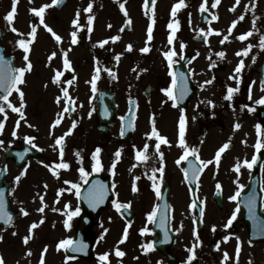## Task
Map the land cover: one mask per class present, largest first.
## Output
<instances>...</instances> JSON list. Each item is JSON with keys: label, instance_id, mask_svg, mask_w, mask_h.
<instances>
[{"label": "flooded vegetation", "instance_id": "flooded-vegetation-1", "mask_svg": "<svg viewBox=\"0 0 264 264\" xmlns=\"http://www.w3.org/2000/svg\"><path fill=\"white\" fill-rule=\"evenodd\" d=\"M89 2L90 0H61V3L46 9L45 22L62 37L59 44L42 25H39V18L30 11L31 8L40 7L45 3L51 4V0H31V2L18 0L17 14L14 17L13 26L25 34L31 30L32 24H36L37 36L30 52L33 68L25 75L26 83L21 85L26 102L23 109L24 119H20L19 114L13 113L6 107L7 119L0 133V141H3L0 144V173L7 168L8 179L14 183L15 177L21 171H25L26 174L20 178V183L31 180L26 184L27 187L37 188L38 197L43 195L47 205L44 212L48 213V216L43 223H37L33 240L35 253L30 258L29 264H39L43 248L38 246L42 247L48 243L49 235L54 229L57 227L68 229L63 224L66 219L63 211L53 210L64 209L66 203H62V200H67L71 210H75L77 206L81 209L80 214L71 221V230H76L85 210L80 195H76L75 189L71 192L65 191L59 197L58 190L71 187L70 184L64 183L67 180L80 184L81 193L88 180L94 176L109 178L114 193L111 194L108 205L100 211L97 222L87 231L95 241L93 260L75 258L68 260L67 264H100L99 255L104 252L110 253V264H158V262L184 264L189 255L187 249L196 243L193 236L194 228L200 237V243L195 247V259L192 264H249V261L251 264H264V235H261L260 231L264 226V149L256 153L254 148L257 140L255 127L257 124L261 125L262 139H264V103H256L257 100L264 98V87H262L264 49L259 47L260 36L264 35V0H240L239 5H236L235 0H220L216 8L211 7L214 0H208L207 11H201L199 7L204 0H185L186 7L178 11L175 17L180 22V28L172 45L167 42L170 33L167 24L173 19L171 7L178 0H157L153 39L148 42L150 48L148 53L139 51L145 46L147 25L151 15L150 11L149 15H145L144 0H91L94 16L91 33L86 29L88 13L83 12ZM11 3L12 0H0V55L10 61L13 67H21L24 64L23 50L15 43L20 37L10 30L3 19L11 10ZM120 3L125 4L128 17H125L121 11ZM252 3H255V8L251 7ZM245 5L249 7L246 9ZM78 9L81 11L80 23L85 27L78 33V43L71 45L70 33L75 30L71 21L75 18ZM212 15H217L218 19L211 20ZM241 15H244V19L239 21ZM128 18L132 21L130 25L126 24ZM233 20H238V23L229 35L227 29ZM109 24L111 28L108 27ZM209 27L218 30L220 34L209 35L206 44L203 35L199 34V29L204 28L207 31ZM121 28H124V31H120ZM250 30L253 32L252 36L243 41L238 39L241 34ZM113 35H119L121 39L115 42L109 41L103 48L98 46V41ZM224 35H229V39L221 44ZM181 42L186 45L184 49L180 48ZM129 43L133 45V50L130 52L126 49ZM249 44L252 48L248 56L236 55ZM69 48L71 50L68 51V57L72 70L64 71L61 79L68 80L75 77V80L71 85L58 86L52 83L51 78L54 70H63L61 53ZM172 49L177 55L173 57L174 63L170 70L163 53ZM53 51L57 55L49 62L48 56ZM220 51L225 52L223 58L215 55ZM197 52H199L198 56H196ZM118 53L123 55L119 61H116L114 57ZM240 60L244 61V68L239 74V84H237V81L230 77L235 75L234 69ZM211 61H215V66L210 68ZM97 66L101 68V73L96 91L93 92L87 81L91 79ZM107 68L112 69L115 78L105 71ZM170 71L177 74V85L174 89L177 96L184 78L189 89L183 99H178L176 106H173V102L161 91L171 85ZM180 73H183L184 77H181ZM213 77L215 79L211 84L200 87L204 81ZM61 87L68 88L70 96L75 101V110L65 113L61 124L51 129L50 125L57 113L63 109V100L60 104L55 102L56 97L62 95ZM228 87L238 88L231 101L225 99ZM2 94L0 90V95ZM105 98L106 101L102 103L101 100ZM9 100L19 106L17 93L13 92ZM207 101H213L214 106ZM114 104L116 114L112 117L109 126L103 125L100 117L101 109L107 106L113 108ZM181 109L186 116V142L190 147L199 149L201 159H212L218 148L229 142L231 138L230 147L221 154L219 165H209L200 174L198 180L190 178L191 171H189V179H185L183 169L188 167V161H182L180 165L175 163L183 151L177 143ZM133 113L135 115L132 120L133 127L129 128L127 125L121 135L123 116ZM3 119L4 114H0V120ZM18 119L20 124L16 127ZM130 119L128 118L127 122ZM153 119L159 133L170 142L169 145H161L165 171L162 181H159L160 197L156 196L151 187L152 181L148 179L152 168L160 167V160L155 153V138L149 139L145 135L151 131ZM73 120L77 122L76 127L65 137L64 142L63 159L70 167L67 170H58L57 177L45 165L60 162L59 146H55L54 141L56 137L67 131ZM236 123H240L239 129H234ZM13 130L17 133L15 137L11 135ZM25 136L35 137L36 147L29 145L24 139ZM145 143L149 145L147 151L149 159L144 162L137 161L136 150L143 149ZM97 147L101 149L99 153L101 170L93 172L92 153ZM117 150L121 151V157L113 169L114 154ZM77 151L80 152L82 159L75 156ZM17 153H24V159H19ZM254 154L258 156L256 164L251 169L242 167L237 183L235 163L238 159L241 163L244 159L250 161ZM189 160L195 161V157L190 156ZM80 167L90 173L86 180L81 178L78 171ZM159 175L157 173L158 177ZM136 177L139 179L137 180ZM134 181L138 189L135 193L132 191ZM217 182L222 185L219 191L215 187ZM239 184L245 187L239 189L240 195L236 201H230L229 197L237 192ZM30 191L28 190V193ZM20 192L21 187L16 188L15 201L21 199L20 196L24 195L26 189L21 195ZM250 193L255 194L254 217L250 215L246 203ZM47 197L55 198V201H48ZM198 199L205 201L202 223L198 215V207H189L193 200ZM14 200L11 198L12 206L18 211L24 205ZM113 200L121 203L130 201L131 207L127 210L122 209L124 214L121 215L113 207ZM237 203L240 205L237 219L230 229H224L222 225L236 208ZM153 207L157 208V215L154 221H149L147 213ZM95 209L96 207L91 211ZM52 213H59L62 216L61 226L59 223L53 226ZM128 221H131V224L127 239L123 243H118ZM213 225H216L215 232L212 231ZM145 227L149 231L141 235L140 229ZM105 228L108 229L106 233H104ZM177 228L181 230L177 232ZM102 233L104 238L100 239ZM225 235L229 236L227 241L223 239ZM237 236L240 238L238 259ZM62 238H58V242ZM147 243H152L154 247L153 250L144 253L140 245ZM217 244L219 249L216 248ZM116 247L126 255L117 258ZM224 252L229 255L227 261L223 259ZM54 262L55 258L46 252L45 264H54ZM60 264H65V259Z\"/></svg>", "mask_w": 264, "mask_h": 264}, {"label": "snow or ice", "instance_id": "snow-or-ice-1", "mask_svg": "<svg viewBox=\"0 0 264 264\" xmlns=\"http://www.w3.org/2000/svg\"><path fill=\"white\" fill-rule=\"evenodd\" d=\"M30 2H31V0H30ZM156 2H157V0H144L143 6L146 10L145 15H149V11L151 12V15L149 16L150 22L147 25V40H146L145 46L139 49V51L141 53H148L150 51V48L148 47V42H150L153 39V25L155 24V5H156ZM207 2H208V0H204V2H202L200 4L199 7H200L201 11H207V8H206ZM235 2H236V5L240 4V0H235ZM59 3H61V0H51V4L45 3V4L41 5L40 7H33L30 9L31 13L35 17L39 18V25H42L43 28L48 33H50L52 35V37H54L55 41L58 44L62 41V37L60 35H58L45 22V12H46V9L50 8L52 5H57ZM219 3H220V0H214V2L211 4V7L216 8ZM17 4H18V0H12L11 10L6 13V15L3 17V19L7 22V25L10 27V30L13 33H16L20 37L19 39H17L15 41V43L19 49L23 50L22 59H23L24 64L21 67H13L11 65L10 61L6 60L3 55H0V90H2V93H3L2 95H0V114H4V119L0 120V133H2V131L5 127V121L7 119L6 107L11 109V111L13 113L19 114L20 119H24L25 113H24L23 109L26 106V102L24 99L25 93L22 91L21 85H24L26 83L25 75H26V73L31 72V70L33 68V64H32V61L30 59V52H31V45L34 43L36 36H37V25L32 24L31 30L27 34L20 32L15 26H13L14 17L17 14ZM119 7H120L121 11L123 12L124 16L128 17V12H127V9L125 8V4L120 3ZM185 7H186L185 0H178V2L174 3L171 7V17L173 19H171L170 22L167 24V28L170 30V33L167 37V42L169 45L173 44L176 33L180 28V22L177 19H175V17L177 16L178 11H180L181 9H183ZM248 7H249V5H245L246 9ZM251 7L255 8L256 7L255 3H252ZM92 10H93V3L90 0V2L87 4V7H85L83 9L84 13H88L87 24H86V29H87L88 33H91L93 31L94 16L92 15ZM232 10L233 11L235 10V5L233 6ZM80 16H81V11L78 9L76 11L75 18L71 21V24L73 25V27L75 29L70 33V36H71L70 44L71 45H76L78 43V33L85 27V25L80 23ZM217 19H218L217 15L211 16V20H217ZM243 19H244V15H241L238 18L239 21H242ZM238 20L231 21V25L227 29V32L229 35L233 31V29L236 27ZM131 23H132L131 19L128 18L126 20V24L130 25ZM108 27L111 28V24H109ZM120 31H124V28H121ZM213 33H215L217 35L220 34L218 30H215L211 27H209L207 29V31H205L204 28L199 29V34L203 35L204 42L206 44L208 43V36L212 35ZM229 35H224L223 39H221L220 43L224 44L226 41H228ZM252 35H253V32L250 30V31H247V32L241 34L238 37V39L243 41ZM120 39H121V37L119 35H113L107 39L100 40L97 43H98L99 47L103 48L105 45H107L109 43V41L115 42V41H118ZM95 46L96 45H93V47H95ZM185 47H186V45L183 42H181L180 48L184 49ZM259 47L261 49H264V35L260 36ZM251 48H252V45L249 44L248 47L242 49L241 51H238L236 53V55L237 56L243 55L246 57V56H248ZM126 49L129 52L132 51L133 45L131 43H129L126 46ZM70 50L71 49L69 48V50H63L62 51L61 55H62V62H63V70H54V75L51 78L52 83L57 84L58 86L63 85V84L71 85L73 83V80H75V77H72V79H68V80H62L61 79V77L64 76V71L72 70V64H71V61L68 57V51H70ZM56 55H57V53L55 51H53L48 56V61L51 62L53 60V58L56 57ZM122 55H123V53H118L115 55L114 59L116 61H119ZM163 55L167 59L168 67L171 70L172 65L174 63L173 57L177 55L176 51L174 49L169 50V51H165L163 53ZM198 55H199V52L196 53V56H198ZM215 55L220 57V58H223L225 56V52L220 51V52L215 53ZM195 58L196 57L194 56L193 59H195ZM253 59H255V58H253ZM97 63H98V61H97ZM214 66H215V61H211L209 64V67L211 68ZM243 68H244V61L240 60V62L236 65V67L234 69L235 75L230 77L231 79H235L237 81V84H239V74L241 73ZM105 71H107L110 76H113L115 78V73H113L111 68H107V69H105ZM100 73H101V68L97 66L94 69V74L92 75L91 79L89 81H87V83L90 84L91 90L93 92L96 91L97 81L100 78ZM170 75L172 76L171 85L169 87L161 89V91L163 93H165L166 96L173 102V106H176L178 99H183V97L189 91V89L187 87L186 78H184V83L182 84V86L180 88L179 96H177L175 91H174V89L176 88V85H177V74L170 71ZM179 75L181 77H184L183 73H180ZM214 79L215 78L213 77V79L204 81L200 85V87L203 88L205 85L211 84ZM45 87H47V84H45ZM262 87H264V81H262ZM60 91H61L62 95L57 96L55 102L57 104H60L61 101L63 100L64 101L63 109L61 112L57 113L55 120L50 125L51 129H54L55 127H57L58 125L61 124L62 120L64 119L65 113H68L69 111L75 110L74 109L75 101L70 96L68 88L67 87H61ZM237 91H238V88L228 87L225 99L231 101L233 98V94ZM13 92L18 94L19 106L14 105L9 100V97L12 95ZM207 103L214 106L213 101H207ZM256 103L257 104L264 103V98L257 100ZM249 110H251V109H249ZM89 116H91V112H89ZM134 118H135V115L133 113L132 119H130L128 121V127L129 128L133 127L132 120H134ZM20 119H18L16 121V127H19ZM193 119H195V117H193ZM24 122L27 124V120H25ZM76 124H77V122L75 120H73L71 126L67 129V131L64 134L55 138L54 144H55V146H59V160H60V162L59 163L54 162L51 165H45V167L50 168V171L52 172V174L54 176H57V177L59 176L58 170H60V169L67 170L70 167L69 163L65 162L63 159L64 158V142H65V137L72 133L73 129L76 127ZM28 126L33 127V125H28ZM240 127H241L240 123H236L234 125V129H239ZM255 127H256V132H257V140H256V143L254 145V148H255L256 153H260V151L262 149H264V139H262L261 125L257 124ZM11 135L13 137H15L17 135L16 131L13 130ZM121 135H123V128L121 131ZM145 135L149 139L155 138V153L157 154V156L160 160V167L159 168H155V167L152 168L151 175L148 176V179L152 181L151 187L155 191L156 196L160 197L161 189H160L159 181H162L163 173L165 171L164 153L161 151V145L162 144L169 145L170 142L165 136H163L159 133V131L157 130V128L155 126V120L154 119L152 121L151 131L149 133H146ZM185 136H186V116H185L184 110L181 109L180 116H179V122H178V141H177V143H178V146L183 151H182V154L175 161V163L177 165H180L182 161H188V167L183 169V172L185 174V179H189V171H191V177L190 178L192 180H198L200 174L209 165L215 164L216 166H218L219 162L221 160V154L224 153L225 150L230 147L231 138H229V142L224 143L221 147L218 148V150L215 152V155L212 159L203 160L199 156V149L194 147V146L190 147L189 144L186 142ZM24 139L29 145H32V147H36V145L34 144L35 137L25 136ZM243 142L246 143V141H243ZM2 143H3V141H0V144H2ZM148 148H149V145L147 143H145L143 146V149H137L136 154H135V159L137 161H140V162L147 161L149 159V156L147 154ZM100 152H101V149L99 147H97L95 149V151L92 153V160L94 161V163L92 164V171L93 172H99L101 170V163H100V159H99V153ZM114 155H115V159H114L113 164H112L113 169L116 166V162L121 157V151L117 150ZM75 156L82 159V157H80L79 151H77L75 153ZM190 156L195 157V161H190L189 160ZM17 157L19 159L23 160L24 159V153H17ZM257 159H258V156L256 154H254L250 161L248 159H244L243 162L241 163L239 161V159L237 160V162L234 165V171L238 174L237 180H236L237 183L239 180V173L241 171V168L247 167L248 169H251L256 164ZM41 163H43V162L41 161ZM78 171L81 175V178H83L85 180L88 177V175L90 174L87 171H85V169L83 167H80L78 169ZM157 173L160 174L159 177L157 176ZM25 174H26L25 171H21L19 173V175L15 177V180L18 182L20 180V178L23 177ZM136 179L138 180L139 177H136ZM64 183L70 184L71 187L66 188V189L65 188L59 189L58 193H57L58 197L61 193L65 192V191L71 192L73 189L76 190L77 196L80 195V187H81L80 184L73 183V182L67 181V180ZM45 187H47V184H45ZM113 187H115V186H113ZM215 187L219 191V190H221L222 185L219 182H217ZM244 187L245 186L243 184H239L237 192L234 195L230 196L229 200L230 201H236L238 196L240 195L239 189H242ZM132 191L134 193L138 191L135 181L132 184ZM106 194H107V190L102 185L98 189H90L89 190V196H88V201H89L90 207L95 208L99 204L103 203ZM3 196H4L3 190L0 189V221H3L5 224H9L12 220V216L10 213H8L4 209ZM39 199L41 202V206L36 211L43 213L45 210V207H47V205L44 202V196L43 195H40ZM246 203H247V207H248V211H249L250 215L254 217L255 216V205H256L255 194L250 193L247 197ZM112 204H113V207L115 208V210L118 213H120L121 215L124 214L121 211L122 209L127 210L128 208L131 207L130 201L126 202V203H121L118 200H113ZM204 205H205V201L203 199L193 200L192 203L189 205L190 208H197L198 207V215H199V218L201 220V223L203 222V217L205 214ZM53 210L54 211H63L64 215L66 216V219H64V221H63L65 228L71 227V221H72L73 217L78 216L80 214V211H81L79 206H77L75 208V210H71L70 204H67V203L65 204L63 210H61V209H53ZM239 212H240V205H239V203H237L236 208L232 211L231 215L228 217L227 221L222 225V227L224 229H230L231 226L233 225V222L237 219V214ZM21 213L23 215H28V212L24 209H21ZM156 215H157V208L153 207V209L149 213H147V218L149 221H154L156 218ZM162 220H163V218H162ZM39 223H43V217L41 218ZM194 223H195V220H194ZM130 224H131V221H128V223L126 224V226L124 228L123 236L121 237V240L118 243H123L127 239ZM37 227H38L37 222H33L30 225V227L28 229L29 234L25 235L23 237V243L25 245H27L29 243V240L32 238V235H31L32 231H33V229H35ZM181 227H182V225H181ZM180 230H181L180 228L176 229L177 232H179ZM107 231H108V229L105 228L104 233H106ZM148 231H149V229L147 227L140 229L141 235L147 233ZM212 231L213 232L216 231V225L212 226ZM260 231H261V235H264V226L261 227ZM15 234L16 233H13V235H15ZM193 236L196 239V243L193 244L192 247H189L187 249L189 255L187 256V259L184 262V264H192L193 260L195 259V247L200 243V237H199L198 233L196 232L195 228L193 229ZM103 238H104V234L102 233L100 236V239H103ZM165 238L167 239V230L165 231ZM2 239H3V237L0 236V240H2ZM223 239H224V241H227L229 239V236L225 235L223 237ZM236 240H237L236 257L238 259L239 252H240V238L237 236ZM249 243H251V241H249ZM140 247L144 253H147V252L153 250L154 245L152 243H147V244L140 245ZM56 248L58 251L61 249H71L73 252H84L87 248V245L84 244L83 242H80L79 244H77L71 237H69V238H65V239L60 240L58 242V244L56 245ZM216 248L219 249V244L216 245ZM46 252H47V246H45L41 252L39 264H45ZM26 255L30 256L31 250H28L26 252ZM125 255H126V253L123 252L119 247L115 248V256L117 258H122ZM109 256H110L109 252H104V253L100 254L99 255L100 264H110ZM75 258H76L75 256H67L66 255L65 256V264H67L68 260H73ZM223 259H224V261H227L229 259V255L227 252H224ZM0 264H5L3 256H0ZM158 264H160V262H158ZM249 264H251V261H249Z\"/></svg>", "mask_w": 264, "mask_h": 264}, {"label": "rangeland", "instance_id": "rangeland-1", "mask_svg": "<svg viewBox=\"0 0 264 264\" xmlns=\"http://www.w3.org/2000/svg\"><path fill=\"white\" fill-rule=\"evenodd\" d=\"M19 182L20 180L18 182L15 181L14 185L12 184V187H13V188L11 187V190H13L12 194H15L14 186L19 185ZM30 182L31 180L29 179L26 182H23L21 186L22 188H21L20 195L25 189L24 185ZM36 189L37 188H34L33 186H28L26 190H31V191L29 193L25 192L24 195L20 196L21 197L20 200L19 199L16 200V203H22L24 206L26 205L28 206L27 208L28 215H26V218L24 220H21L22 218L17 220V222L12 228H8V229L0 228V236L3 237V239L0 240V256H3L5 264H16L17 262H20L19 264H29L30 262L29 258H31L32 255L35 253L33 250L31 251L30 256L26 255V252L33 247L32 242L35 238L36 231L35 230L32 231L31 235L33 239L31 238L27 245L23 243V237L29 234L28 229H29L30 223H33V222L39 223L42 217H43V220H45V218L48 216V213H45V212L40 213L36 211L41 206V202L38 197L39 193L38 194L36 193L37 192ZM47 200L48 201L55 200V198L47 197ZM66 202H67L66 199L62 200V203H66ZM53 204L55 203L53 202ZM52 215L54 217V220L52 222L53 226L56 223H59L61 226L62 216L59 213H52ZM13 233H16V234L13 235ZM72 235H73V230L71 232L70 229L63 230V229H59L58 227L57 229H54L52 233L49 235L50 240H48V243L46 246H47L48 252L51 254L53 258H55L54 264H60V262L65 259L63 249L58 251L56 248V245L58 244V242L54 243V241L60 237H64V236L67 237V236H72ZM38 247L44 248L43 246L42 247L38 246Z\"/></svg>", "mask_w": 264, "mask_h": 264}, {"label": "water", "instance_id": "water-1", "mask_svg": "<svg viewBox=\"0 0 264 264\" xmlns=\"http://www.w3.org/2000/svg\"><path fill=\"white\" fill-rule=\"evenodd\" d=\"M0 189H2L3 190V193H4V196H5V194H6V191H7V189H8V183L7 182H3V186H1L0 187ZM9 203V202H8ZM8 203L7 202H5L4 204H5V207L6 208H4L5 210L7 209L8 211H9V207H8ZM6 210V211H7ZM85 214H87L88 216L90 215V213H85ZM98 215V214H97ZM97 216H90V218L92 219V222L90 223V225L95 221V218H96ZM87 227H89V225H87V224H84V220L82 219V221L80 222V225H79V230H80V232H84V234H85V230L87 229ZM78 235L76 236V238L74 239V241L77 243V241H78ZM86 239L87 240H89V241H91L89 238H87L86 237ZM93 244V243H92ZM69 252H71V253H74V254H76L75 252H73L71 249H69L68 250ZM79 253V252H78ZM86 253L88 254V251H86ZM80 254V253H79ZM88 258H92L91 257V255H89L88 256Z\"/></svg>", "mask_w": 264, "mask_h": 264}]
</instances>
